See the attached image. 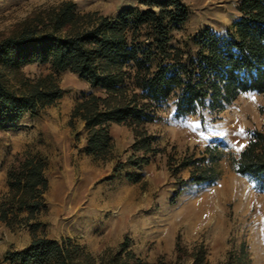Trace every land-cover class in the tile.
Listing matches in <instances>:
<instances>
[{
  "label": "trees",
  "instance_id": "trees-1",
  "mask_svg": "<svg viewBox=\"0 0 264 264\" xmlns=\"http://www.w3.org/2000/svg\"><path fill=\"white\" fill-rule=\"evenodd\" d=\"M115 16L79 12L72 0L34 9L0 36V129L24 112L51 106L63 93L53 73L28 77L24 64H49L56 73L70 71L89 84L70 113L69 125L83 123L84 151L98 160L112 157L111 124L132 127V151L115 170L147 165L162 152L145 124L157 118L160 103L175 97L177 115L208 104L218 107L247 91L264 93V0H239V15L224 33L205 28L172 43V31L189 16L186 0H130ZM264 114V106L260 108ZM217 145L199 157L167 155L170 173L187 170L179 183L211 185L221 172ZM233 170L264 189V123L250 133L247 144L230 157ZM47 159L39 153L17 154L5 174L7 190L0 196V221L26 226L29 244L8 250V264H149L129 249L125 238L99 254L69 237L39 236L38 215L46 210ZM137 180V177H135ZM156 264H208L202 243L190 247L176 241L174 257ZM221 264H251L245 242L231 247Z\"/></svg>",
  "mask_w": 264,
  "mask_h": 264
},
{
  "label": "rangeland",
  "instance_id": "rangeland-1",
  "mask_svg": "<svg viewBox=\"0 0 264 264\" xmlns=\"http://www.w3.org/2000/svg\"><path fill=\"white\" fill-rule=\"evenodd\" d=\"M63 0H0V36L40 6ZM79 12L97 11L115 16L130 0H72ZM239 0H186L187 20L172 31L176 44L188 35L209 28L224 33L239 15ZM28 77L53 73L62 96L51 106L24 112L14 123L0 129V196L7 190L5 174L17 154L39 153L46 157L44 194L46 210L38 215L39 236L59 240L69 237L93 254L115 248L125 238L129 249L149 264L160 257L171 260L175 244L202 243L208 264H221L226 252L245 242L251 264H264V189L246 175L236 173L230 157L247 144L250 133L261 129L264 93L247 91L218 107L206 104L192 113L177 115L175 97L159 104L155 121L145 124L162 152L147 165L115 170L119 160L131 155L132 127L111 124L112 157L98 160L84 151L83 123L69 125L73 105L89 84L70 71L54 72L49 64H24ZM189 124L196 127L195 131ZM240 129L243 134L238 133ZM211 132L225 133L223 137ZM201 133L208 136L203 139ZM207 145H217L220 178L211 185L179 183L188 171L170 173L167 155L199 157ZM243 145L239 152L236 148ZM137 177V180H135ZM26 226L8 227L0 221V259L8 250L27 246ZM0 264H8L0 261Z\"/></svg>",
  "mask_w": 264,
  "mask_h": 264
},
{
  "label": "snow or ice",
  "instance_id": "snow-or-ice-1",
  "mask_svg": "<svg viewBox=\"0 0 264 264\" xmlns=\"http://www.w3.org/2000/svg\"><path fill=\"white\" fill-rule=\"evenodd\" d=\"M189 127H191L193 129V131H195L196 127H199V125L197 124V125L193 126V125L189 124ZM243 133H244V130L243 129H240L238 133H234V134H243ZM210 135H213V136L218 135V136L223 137L226 134L225 133H215V132H211ZM201 136L205 140H207L209 138L208 136L204 135L203 133H201ZM233 147H235L236 148V151L239 152L241 150V148L243 147V145H241L240 147H236L235 145H233Z\"/></svg>",
  "mask_w": 264,
  "mask_h": 264
}]
</instances>
